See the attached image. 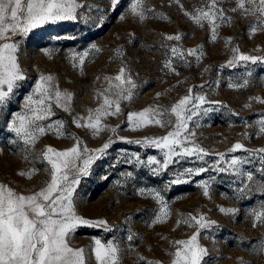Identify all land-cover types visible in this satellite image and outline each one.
Returning a JSON list of instances; mask_svg holds the SVG:
<instances>
[{"label": "rangeland", "instance_id": "374dc122", "mask_svg": "<svg viewBox=\"0 0 264 264\" xmlns=\"http://www.w3.org/2000/svg\"><path fill=\"white\" fill-rule=\"evenodd\" d=\"M77 3L81 7L75 20L49 22L26 36L13 37L25 78L0 106V183L22 194L33 193L49 179L45 168L50 166L37 158L46 146L63 151L78 140L81 150L91 152L109 143L103 155L94 153L99 159L89 174L80 178L73 193L77 215L105 220L108 230L79 226L69 237L73 247L89 248L94 239L105 244L111 240L119 248V264H147L149 260L170 264L173 257L169 253L176 250L171 242L190 238L197 226L189 217L203 216L215 221L198 236L208 252L203 264H264V252L260 251L264 248V223L254 226L252 215L264 206V153L258 151L264 148V132L260 131L264 121V61L229 64L236 54L264 57V29L251 30L256 17L233 11L236 0H220L218 8L227 19L218 21L213 40L207 21L197 24L191 19L195 10H207L209 0H143V20L132 13L133 0H118L115 6L112 0ZM177 34L179 40L166 39ZM173 47L183 54L182 59L173 55ZM190 49L195 55L189 54ZM84 53L87 55L81 64L79 57ZM168 61L171 68L165 66ZM122 67L136 85L133 95L120 100L118 114L102 117L103 127L93 135L83 126L89 110L99 108L104 96L110 95L105 91L110 83L106 77H115ZM41 76L53 78L52 98L46 101L53 114L37 124L47 129L60 121L64 134L46 130L34 144L26 146L10 125L15 114L26 111L27 96L40 99L34 89ZM57 89L71 94V101L61 100L68 104V110L57 106ZM184 96L192 98L189 109L198 103L196 96L205 98L189 121L193 135L185 144L204 149L203 159L173 157L174 162L163 167L161 150L143 141L174 130L176 119L170 110ZM145 108L162 112L158 118L164 123L131 128L128 113ZM109 111H115V105ZM236 143L244 148L229 151ZM149 157L157 163L149 164ZM233 157L247 161L240 165V173L229 168ZM33 168L37 171L30 177L18 174ZM248 173H252L251 180ZM176 180L181 182L174 183ZM205 184L207 196L202 187ZM164 205L168 216L154 222ZM221 208L236 211L226 213ZM88 264H96L94 256L90 255Z\"/></svg>", "mask_w": 264, "mask_h": 264}, {"label": "snow or ice", "instance_id": "6c2138e0", "mask_svg": "<svg viewBox=\"0 0 264 264\" xmlns=\"http://www.w3.org/2000/svg\"><path fill=\"white\" fill-rule=\"evenodd\" d=\"M219 2L220 0H209L207 10L200 8L191 15V19L197 24L203 21L209 23L213 32V40L216 39L218 21L222 23L227 19L224 12L218 8ZM117 3L118 0H112L113 6ZM236 4L237 7L233 11L241 10L244 15L256 17V24L251 26L253 32L258 28L264 29V0H236ZM142 5L143 0H133L131 6L132 13L138 15L141 20L145 18ZM79 7L81 5L77 3V0H0V106L8 102L18 82L25 78L17 60L18 44L13 41V37L26 36L30 31L49 22L75 20ZM166 39L179 40L180 36L178 34L169 35ZM171 51L174 56L183 58V54L177 48L173 47ZM233 52L237 53L238 49L234 48ZM189 54L195 55V50L190 49ZM86 55L87 53H84L79 57L81 64L84 63ZM259 61H264V57L236 54L229 64L234 66L239 62L257 63ZM165 66L171 68V61H168ZM52 79L51 76H41L34 89V94H38L40 99L35 100L33 95L27 96L24 106L26 111L15 114L10 125V129L24 141L26 146L34 144L46 130H55L58 136L64 134L60 121L47 125V129L37 124V121L44 120L53 114L51 106L46 104V101L52 98L50 91ZM106 79L110 83L105 91L110 95L104 96L103 104L99 108L89 110L86 125H83L91 129L93 135L101 131L102 117L118 114L121 111L120 100L131 99L132 89L136 87L131 77L126 76L124 67L115 77H106ZM113 80L117 83L112 84ZM188 91L191 93L192 89ZM54 96L57 106L68 110V104L61 103V100L63 98L65 101H71V94L61 93L57 89ZM191 99L190 96H184L171 107L170 111L176 119L174 130L169 131L163 137L143 141L147 146L161 150L164 157L163 167L173 163V157L197 156L203 159L204 149L198 145L185 146L186 142H190L189 137L193 135L189 131V121L197 115L195 109L205 103L203 96H196L195 100L198 103L193 104L189 109L187 105ZM112 105H115V111L110 112ZM188 112L191 114H187ZM162 115L163 113L155 108H145L139 112L128 113L127 120L131 128L140 129L153 123L162 125L164 121L158 118ZM73 122L78 127L82 126L79 120ZM260 123L262 125L260 131L264 132V121ZM111 130L115 131V129ZM79 143L77 140V144L63 151H58L51 146L45 147L41 156L37 158L46 161L50 166L45 168L49 179L38 191L22 194L7 184L0 183V264H88L90 255L94 256L96 264H119V248L111 240L105 244L100 239H94L93 245L89 248L73 247L70 244L69 237L79 226L105 227L108 230L105 220L92 221L77 215L73 204V193L80 178L87 176L93 162L99 159V156L94 153L99 152L103 155L110 145L105 143L100 149L90 152L87 148L81 150ZM136 143L142 142L136 141ZM243 148L242 144L236 143L229 151ZM258 151L264 153V148ZM219 155L221 158L224 156L223 153ZM261 159L264 160V157ZM246 162V160L233 157L229 162V168L240 173V165ZM148 163H157V161L154 157H149ZM224 170L220 169V171ZM36 171L37 169L33 168L28 172L21 171L18 174L30 177ZM198 171L202 172L204 169ZM247 178L251 180L252 173H248ZM180 182L179 180L174 181V183ZM202 187L204 195L207 196V185H202ZM157 198L162 201V197L158 194ZM220 211L234 213L236 210L221 208ZM168 214L167 205H164L154 222H162ZM252 215L254 226L257 222L264 223V206H261L260 211L254 210ZM189 221L195 223L197 231L186 240L171 242L176 250L169 253L173 257L170 264H203L204 258L208 255L207 250L199 244L198 236L202 229L211 227L215 221H208L203 216L199 218L190 216ZM260 251L264 252V248ZM147 264H160V262L149 260Z\"/></svg>", "mask_w": 264, "mask_h": 264}]
</instances>
